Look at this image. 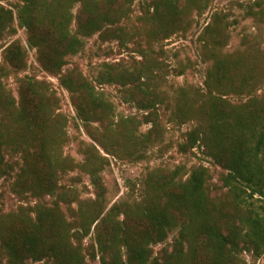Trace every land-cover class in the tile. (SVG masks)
Instances as JSON below:
<instances>
[{"label":"trees","instance_id":"obj_1","mask_svg":"<svg viewBox=\"0 0 264 264\" xmlns=\"http://www.w3.org/2000/svg\"><path fill=\"white\" fill-rule=\"evenodd\" d=\"M215 1L144 0L131 24L137 0H0V186L25 204L54 199L1 213L0 264H249L245 254L255 262L264 256L263 36H246L241 48L226 52L234 24L214 13L198 38L207 66L201 88L167 89L168 75L151 56L154 45L187 33ZM245 13L264 28V0ZM18 28L42 70L68 92L92 141L81 142V162L64 155L68 118L56 91L25 75L29 53L13 40ZM95 35L140 60L104 62L91 81L69 67V58ZM102 86H117L121 101L143 112L142 119L116 120ZM163 116L167 125L192 124L180 150L198 148L211 159L224 171L221 186L212 187L204 166L155 168L134 200L111 205L102 178L109 160L101 151L147 159L161 141ZM145 125L151 128L143 132ZM77 170L89 176L94 200L61 185ZM62 203L77 206L66 212ZM173 233L172 249L156 253Z\"/></svg>","mask_w":264,"mask_h":264},{"label":"rangeland","instance_id":"obj_2","mask_svg":"<svg viewBox=\"0 0 264 264\" xmlns=\"http://www.w3.org/2000/svg\"><path fill=\"white\" fill-rule=\"evenodd\" d=\"M143 1L137 0L135 3L130 18L131 24L138 23L141 15V2ZM257 1L216 0L205 15L197 19V23L195 22L187 33L175 35L164 43L154 45L153 48L156 53L151 54V56L160 62L165 69V74L168 75L167 89L184 85L195 88L203 86L207 66L200 57L198 38L214 13H226L230 22L234 24L230 29L226 52L232 53L241 48L246 36L256 37L261 35L264 38V28L252 21L245 13L247 7ZM13 40H19L28 49L29 69L25 75L50 83L60 98V112L68 118L67 133L69 141L64 148V155L72 157L76 162H81L84 159L81 151V142L91 143L92 141L87 135L82 122L77 118L68 92L60 86L58 79L44 72L39 66L36 52L28 48L27 35L24 29L18 28L17 35ZM133 58L140 60L138 54L120 48L116 42H102L99 36L95 35L86 40V46L82 53L69 58V67L78 66L91 81H94L100 66L104 62H131ZM260 64L264 68V59L260 60ZM181 69L185 73L182 76H178ZM9 86L16 93L17 83L15 80L11 79ZM99 88L113 102L116 120L131 116L142 119L143 112L121 101L117 86H102ZM231 99L238 101L239 97L232 96ZM160 114L163 115V110H160ZM150 128V125H145L142 131L146 132ZM192 128L191 123L183 126L167 125V120L163 116L161 120V141L149 153L147 159L143 161L133 162L128 159L114 158L101 151V154L109 160V165L102 172L104 185L107 189V201L112 205L122 200H134L136 198L135 191L136 189L138 190L141 179L148 171L155 168L173 169L177 166H185L187 170H191L194 167L204 166L212 176V187L221 186V177L224 171L216 166L211 159L205 157L198 148L187 153L180 150V145L187 142L186 133L191 131ZM61 185L66 188L77 189L80 200H94L96 198L95 189L91 186L89 176L78 170L64 176L61 180ZM37 202L50 205L54 202V199L50 197L40 200L31 199L29 203L34 206ZM29 203L21 202L20 199L11 195L6 190V187L0 186V215L1 213L14 211L23 205L28 206ZM76 206V203H72L71 207L62 203L63 210L66 212H68L69 208H76ZM175 234L173 233L164 244L155 247V252L158 253L163 248L171 250ZM86 243H91L90 239H87ZM244 258L249 264H264V256L256 262L247 254L244 255ZM94 264H99V259Z\"/></svg>","mask_w":264,"mask_h":264}]
</instances>
